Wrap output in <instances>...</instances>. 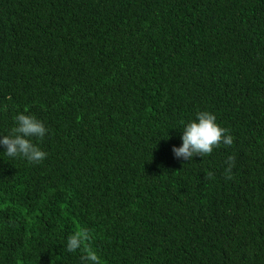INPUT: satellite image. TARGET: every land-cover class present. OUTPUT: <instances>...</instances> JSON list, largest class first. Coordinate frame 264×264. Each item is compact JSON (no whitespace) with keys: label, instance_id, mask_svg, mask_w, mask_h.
Here are the masks:
<instances>
[{"label":"trees","instance_id":"16d2710c","mask_svg":"<svg viewBox=\"0 0 264 264\" xmlns=\"http://www.w3.org/2000/svg\"><path fill=\"white\" fill-rule=\"evenodd\" d=\"M199 111L234 143L177 158ZM18 113L47 157L0 145V264H82L80 228L101 264H264V0H0Z\"/></svg>","mask_w":264,"mask_h":264},{"label":"clouds","instance_id":"9594fccd","mask_svg":"<svg viewBox=\"0 0 264 264\" xmlns=\"http://www.w3.org/2000/svg\"><path fill=\"white\" fill-rule=\"evenodd\" d=\"M15 126L10 134L0 136V145L5 146V154L12 158H23L29 163L39 164L47 157L32 138L43 139L48 133L43 121L33 115L18 113L14 117ZM234 137L229 130L221 127L216 122V116L208 111H199L195 119L186 123L183 128L182 146L173 147L172 151L177 158L192 161L193 157L210 156L214 149L223 144L231 146ZM225 178L232 179V169L235 167V157L228 156L226 160ZM214 178L213 172H208L205 179ZM91 236L89 230L80 228L68 236L66 250L75 253L78 250L83 252L80 259L82 264H101V258L90 245Z\"/></svg>","mask_w":264,"mask_h":264}]
</instances>
